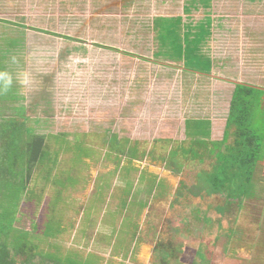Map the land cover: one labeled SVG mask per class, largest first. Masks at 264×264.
Here are the masks:
<instances>
[{
	"label": "rangeland",
	"instance_id": "1",
	"mask_svg": "<svg viewBox=\"0 0 264 264\" xmlns=\"http://www.w3.org/2000/svg\"><path fill=\"white\" fill-rule=\"evenodd\" d=\"M0 71L11 264L264 259V0H0Z\"/></svg>",
	"mask_w": 264,
	"mask_h": 264
},
{
	"label": "trees",
	"instance_id": "2",
	"mask_svg": "<svg viewBox=\"0 0 264 264\" xmlns=\"http://www.w3.org/2000/svg\"><path fill=\"white\" fill-rule=\"evenodd\" d=\"M207 0H205V2H206ZM163 20H166V19H164V18H158L157 19V25H158V33L161 35H163V32H162V30H161V27H160V22H162ZM171 24L172 25H175V23L174 22H171ZM171 29H173V30H171ZM168 30H170V32L171 33H169L168 35H169V37L168 38H166L167 39V42H168V44H170L171 46H172V44H174V45H177L176 46V48L175 49H177L176 51H181V50H183V47H182V43H180V36H179V33L177 32V30H176V26H174V27H169L168 28ZM167 44V45H168ZM173 47V46H172ZM105 48V47H104ZM106 49H109V50H112V51H116V52H119L118 50H115V49H112V48H106ZM178 58H179V56H178ZM174 60H178L177 58H176V56L174 57ZM248 88H250V89H253V90H258V88H254V87H249V86H247V85H244V84H241V85H236V89L237 90H241V89H248ZM261 91L260 90H258L257 91V93H260ZM235 117V115H232V118H234ZM246 128H248L247 126H246ZM249 132V133H248ZM243 141H248L247 142V144H248V153H247V160L248 161H253L254 160V158H255V153H256V146L258 145V143H257V140H256V137L255 136H253V137H251V133H250V131H248V129H246V132H245V134H244V136H243ZM251 143H253V144H251ZM255 143V144H254ZM261 143V142H260ZM250 146V147H249ZM258 155V154H257ZM245 161V160H244ZM244 161H243V163H244ZM246 174L248 175L249 174V172L246 170ZM248 195V194H247ZM4 229H5V226L2 224V223H0V264H11V262H9V260H8V253L6 252V244H5V242H4V240H3V236H4Z\"/></svg>",
	"mask_w": 264,
	"mask_h": 264
},
{
	"label": "clouds",
	"instance_id": "3",
	"mask_svg": "<svg viewBox=\"0 0 264 264\" xmlns=\"http://www.w3.org/2000/svg\"><path fill=\"white\" fill-rule=\"evenodd\" d=\"M24 83H27L25 79ZM13 86V76L7 71H0V92H7Z\"/></svg>",
	"mask_w": 264,
	"mask_h": 264
},
{
	"label": "crops",
	"instance_id": "4",
	"mask_svg": "<svg viewBox=\"0 0 264 264\" xmlns=\"http://www.w3.org/2000/svg\"><path fill=\"white\" fill-rule=\"evenodd\" d=\"M263 260H264V259H262V261H260V264H264ZM248 264H250V262H249Z\"/></svg>",
	"mask_w": 264,
	"mask_h": 264
}]
</instances>
